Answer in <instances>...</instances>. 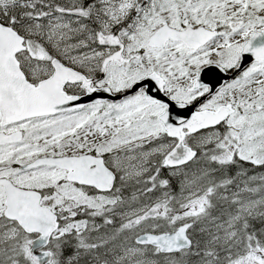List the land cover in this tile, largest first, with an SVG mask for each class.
I'll list each match as a JSON object with an SVG mask.
<instances>
[{
	"label": "snow or ice",
	"instance_id": "obj_1",
	"mask_svg": "<svg viewBox=\"0 0 264 264\" xmlns=\"http://www.w3.org/2000/svg\"><path fill=\"white\" fill-rule=\"evenodd\" d=\"M0 264H264V0H0Z\"/></svg>",
	"mask_w": 264,
	"mask_h": 264
}]
</instances>
